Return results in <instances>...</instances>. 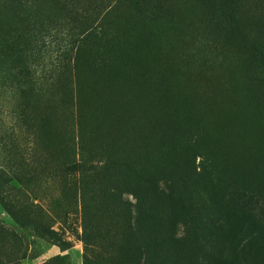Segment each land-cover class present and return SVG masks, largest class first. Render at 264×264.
<instances>
[{"label":"trees","instance_id":"1","mask_svg":"<svg viewBox=\"0 0 264 264\" xmlns=\"http://www.w3.org/2000/svg\"><path fill=\"white\" fill-rule=\"evenodd\" d=\"M40 7L49 30L33 45L23 20ZM0 34L20 62L60 40L42 99L72 75L92 105L91 132L56 165L78 175L85 251L103 247L83 264H264V0H0ZM54 119L44 105L27 129L49 158Z\"/></svg>","mask_w":264,"mask_h":264},{"label":"rangeland","instance_id":"2","mask_svg":"<svg viewBox=\"0 0 264 264\" xmlns=\"http://www.w3.org/2000/svg\"><path fill=\"white\" fill-rule=\"evenodd\" d=\"M43 11L47 10L40 7L30 20H23V25L30 29L33 45L42 38L43 29L49 30ZM9 40L14 41V37L7 36ZM45 43L43 51L42 46L34 49L32 57L26 61L18 60L15 48L12 57L8 50L0 52V264H83L84 255L92 260V254L101 252L103 248L98 245L89 247L93 251H85L76 189L78 175L68 168L72 159L65 163V174L56 171L57 163L62 160L61 152L65 150L76 155L78 130L85 135L91 132L87 131L92 119V105L78 98L72 75L64 81L62 78L54 80L56 86L52 91L46 90V84H43V90L48 92L42 99V73L47 75L52 70L49 57L56 54L60 40ZM42 55L45 57L43 65ZM25 66L28 67L25 76L33 81L27 88H21L14 73ZM57 86L61 88L58 92ZM44 105L55 115L52 121L55 125L52 126L55 156L50 158L43 154L42 143L37 144L34 134L27 132L29 123L34 130L42 124ZM22 112L26 116L29 112V120L26 119L25 123L21 118ZM159 188L165 190V185L160 183ZM125 199L134 202L128 194L123 195ZM4 200L14 201L25 211L23 213L40 221L42 227L49 228L54 235L42 232V228L36 230L16 224L3 209ZM185 227L181 222L176 226V239L184 238Z\"/></svg>","mask_w":264,"mask_h":264}]
</instances>
